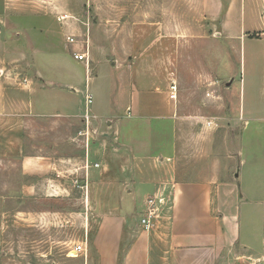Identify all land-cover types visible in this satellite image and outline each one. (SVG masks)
<instances>
[{
    "label": "rangeland",
    "instance_id": "rangeland-1",
    "mask_svg": "<svg viewBox=\"0 0 264 264\" xmlns=\"http://www.w3.org/2000/svg\"><path fill=\"white\" fill-rule=\"evenodd\" d=\"M216 10L212 0H0V81L13 97L0 113V264H67L118 200L128 194L138 215L151 184L174 182L175 161L224 186V211L239 191L261 196L250 190L264 184V38H222ZM82 43L89 74L71 56ZM86 85L90 149L79 135ZM38 154L49 173L23 174ZM87 161L99 163L89 175ZM238 208L246 232L259 208Z\"/></svg>",
    "mask_w": 264,
    "mask_h": 264
},
{
    "label": "crops",
    "instance_id": "crops-1",
    "mask_svg": "<svg viewBox=\"0 0 264 264\" xmlns=\"http://www.w3.org/2000/svg\"><path fill=\"white\" fill-rule=\"evenodd\" d=\"M201 2L202 6L207 4V1ZM212 2L217 10L211 16L221 15L217 28L219 36L229 41L237 40L241 44L247 39L264 38V0L248 1V17L247 0H226L222 14L221 0ZM1 81L0 113L12 107L10 102L13 100L10 96L12 88L8 89L9 85ZM65 110H69L67 104ZM84 156L82 159H89V152H85ZM38 160L41 162L38 163ZM85 160L82 161L81 169ZM245 163L246 160L241 159L240 165ZM22 165L21 172L27 176L49 173L48 157L44 154L25 156ZM177 166L175 161L172 205L167 216L157 220L150 231L142 230L138 227V216L149 192L134 201L139 209L138 215L132 209L133 203L127 194L112 206L110 212L101 215L96 221L93 240H86L87 251L83 259L71 256L67 264H227L241 257H264V184L250 190L261 194V199L250 195V192L247 195L239 191L236 209L224 211L219 193L215 194L224 186L215 185L209 179L194 178L205 175L203 169L197 168L196 175L192 176L190 169ZM261 171L253 172V176L261 177ZM87 172L89 175V169ZM60 174L57 170V177ZM55 181L56 187H64L60 179ZM46 182L48 186L55 184L50 185L48 179ZM157 187L155 183L151 184L149 190L153 192ZM232 200H235L234 197ZM242 202L259 208L257 212L252 208L249 210L246 232H242L243 221L238 208ZM230 203L233 206V202ZM42 256L49 260L50 252Z\"/></svg>",
    "mask_w": 264,
    "mask_h": 264
},
{
    "label": "built area",
    "instance_id": "built-area-1",
    "mask_svg": "<svg viewBox=\"0 0 264 264\" xmlns=\"http://www.w3.org/2000/svg\"><path fill=\"white\" fill-rule=\"evenodd\" d=\"M264 13V12H263ZM58 20L64 19V16H59ZM87 35V34H86ZM66 42L71 45H76L78 39L75 35H66ZM71 56L74 60L79 61L85 65L86 74H89V47L88 45H82L80 47H75V49L71 52ZM77 91V89H73ZM170 99H175L176 97V85L172 83L170 85ZM84 106L82 111V119L85 123V128L79 133L82 136L83 143L85 147L88 148L89 142L91 140V135L89 134V126L91 119L96 118L95 114L91 110V105L93 103V95L89 91L88 85H86L84 91ZM99 163H88L85 165V168L89 167H98ZM174 186V182L170 185L157 187L155 191L149 193L145 196L142 208L138 216V227L144 231H150L157 220L162 218L163 216H167L171 209V189ZM86 241H82L80 243L75 244L70 250L67 251L66 255L71 257V253L73 252L75 256L82 255L86 253ZM241 264H264V257H241L239 258Z\"/></svg>",
    "mask_w": 264,
    "mask_h": 264
},
{
    "label": "bare ground",
    "instance_id": "bare-ground-1",
    "mask_svg": "<svg viewBox=\"0 0 264 264\" xmlns=\"http://www.w3.org/2000/svg\"><path fill=\"white\" fill-rule=\"evenodd\" d=\"M71 255H72V253H71ZM72 256H75V255H72Z\"/></svg>",
    "mask_w": 264,
    "mask_h": 264
}]
</instances>
